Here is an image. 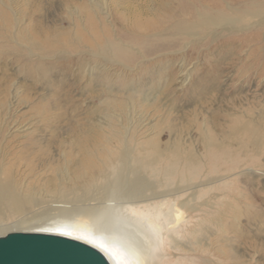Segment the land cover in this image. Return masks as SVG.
<instances>
[{
	"label": "bare ground",
	"instance_id": "6f19581e",
	"mask_svg": "<svg viewBox=\"0 0 264 264\" xmlns=\"http://www.w3.org/2000/svg\"><path fill=\"white\" fill-rule=\"evenodd\" d=\"M111 1L112 10L106 0H63L60 6L68 9L71 17L76 16L85 25L92 26L93 35L102 43L103 39L109 37L116 18L125 28L144 35L160 25L159 22L167 18L164 16L171 15L174 9V0ZM210 2L211 5H201L195 10L192 2H181L184 8L189 5V17L182 18L169 28L166 40L145 46L142 59L176 53V67L178 74H181L180 78L175 79V90L178 91L182 90L191 75L186 71L188 59L185 55L190 49L200 44L208 47V62L212 69L206 70V73L208 79L215 83L225 74L226 67L219 68L220 64L225 63L227 67L242 64L241 54H245L253 64L241 70L244 76L242 80L250 83L252 79H258L260 94H254L251 99L244 97L242 103L237 105L241 111L224 127H217L214 124L216 122L214 125L209 124L206 116L197 109L191 117L193 136L185 135L188 125L181 124L172 147L161 149L153 145L152 150L139 152L135 147L132 149L130 141L125 138V135L130 134L129 131L127 133L130 129L124 132L123 128H118L121 125L115 123L119 121L115 119L119 116L114 113V109H122L116 105L115 99H111L114 98L112 87L108 93L110 99L107 101L110 102L107 108L114 114L106 113L97 124L88 122L84 130L74 128L70 146L62 134L54 131L49 134L45 148H26L19 142L9 144V139L25 131L12 119L6 124V131H3L8 141L3 139L4 135L0 138V233L14 231L19 225L33 222L32 228L25 233L51 234L81 242L97 250L109 264H212L214 250L211 225L215 224L214 221L210 215L195 222L188 221L186 215L192 208H180L181 204L179 206L175 198L189 189L188 181L183 176L188 174L195 180L201 177L205 169L203 156L211 155L213 161L222 160V163L230 166L231 176L226 178L220 175L221 178H218L220 181L217 185L221 187L227 186L230 181H237L239 177H252L259 170L257 162H254V168L245 169V163L239 162L244 159L256 160L264 150V0ZM0 21L7 42H14L17 46L20 41H24L19 49L9 51L14 63L22 65V76L41 84L49 82L46 77L49 69L24 57L25 51L35 46L34 40H28L16 26L17 20L5 11L0 12ZM99 25L100 31H97ZM106 32L108 35L104 37ZM58 38L57 45L71 47V36L62 34ZM239 39L247 41L238 43ZM105 44L103 47L109 57L117 55L127 58L126 49L112 42ZM247 46L249 50L244 51L243 48ZM44 49L45 53H52L48 47ZM0 57L9 55L3 52ZM43 58L44 55L39 60ZM55 58H61V67L66 73L75 65L82 75H89V79L94 80L96 90L103 88L107 82L106 75H102L107 74L104 58L102 61H93L99 64V68L94 67V70L84 58L68 59L62 53L56 54ZM175 60L166 59L165 62L173 64ZM120 86L126 97L133 98L132 106L137 104L136 107L145 108L147 94L145 88L142 89V79L128 81ZM12 88L10 110L18 106L19 99L17 89ZM120 107L128 108L126 115L131 126L135 124L134 128H144L152 122L147 114L139 110L135 111L128 105ZM211 125L216 126V129ZM183 135L186 138L183 139ZM163 165L165 168L161 169ZM139 172L141 175L150 174L157 186L163 180L168 189L160 193L153 192L148 197L149 188L140 182ZM208 175L210 172L206 170L207 179ZM209 184L207 181L204 185L198 184L192 194H196L200 186L203 189L214 186ZM162 185L163 182L159 187ZM220 206L223 207V203ZM115 210L118 211L114 213ZM133 214L139 216L138 222L132 223L135 232L116 228L118 220L130 221L134 219ZM221 221L218 218L215 224L219 230L223 229ZM222 254L225 260L232 258L227 253Z\"/></svg>",
	"mask_w": 264,
	"mask_h": 264
},
{
	"label": "rangeland",
	"instance_id": "374dc122",
	"mask_svg": "<svg viewBox=\"0 0 264 264\" xmlns=\"http://www.w3.org/2000/svg\"><path fill=\"white\" fill-rule=\"evenodd\" d=\"M40 1L0 0V12L5 11L15 18L16 26L20 28L21 32L23 31L22 34L26 35L28 40L32 39L35 42L32 50H28V48L25 51L24 57L34 64L41 63L49 69L46 71L48 73L47 81L49 80L47 83L41 84L35 79L24 78L20 69L22 65L14 63L13 55L10 54V52L16 51L15 49H19L24 41H20L17 46L14 42H7L4 39L3 26L0 21V54L5 52L9 55L6 58L0 57V138L4 135L3 139L7 140V135L4 132L6 124L12 119L22 126L21 130H25L23 134L9 139V144L19 142L26 148L32 146H37V149L45 148L50 138L49 134L54 131L62 134L66 144L69 145L74 128L84 130L88 122L97 124V121L102 120L106 113L112 112L119 116L115 118L117 121L119 120L115 123L121 125L118 128H123L124 132L126 129H130L127 130V133L129 131L130 134L125 135V138L130 141L129 146L132 149L135 147L137 152L152 150L153 145L163 149L173 146L181 124L187 123L188 128L185 135L193 136L191 117L195 110L201 111L208 119L209 124L216 122L214 124L220 128L226 126L233 119L232 117L238 115L237 113L241 110L237 108V105L242 103L244 97L251 99L254 94H260L261 86L258 85V79H252L250 83L242 80L244 76H242L241 70L253 64V61L247 60L245 54H241L242 64L233 67H227L224 65L225 63L220 64L219 68L226 67L225 74H222L215 83L212 79H208L209 76L206 73V70L212 69V65L208 62V47L200 44L197 48L190 49L185 55L188 59L186 71H189L191 75L188 81L183 84L182 90L178 91L175 90L177 83L175 79L180 78L181 74H178L179 71L176 67L178 64V61L175 60L176 53H169L159 58L155 56L146 58V60L142 59L145 46L159 44L160 41L166 40L169 28L182 18L189 17V5H187L188 8H184L181 2H192V7L195 10L201 5L207 6L211 0H174V9L171 15L166 14L167 16L164 17L167 18L159 22L160 25H156V28L149 30L144 35L125 28L116 18V27L114 25L113 29L110 28L109 37H107L108 33H105L104 37L107 39H103V43H106V46L112 42L120 48L126 49L127 58L117 55L109 57L105 53L103 43L93 35L92 26L87 23L86 26L84 21L75 18L76 16L71 17L68 14V9L61 7L60 3L63 0ZM106 2L109 9L112 10V1L106 0ZM98 29H100V25L97 28V31H100ZM43 31L46 33L40 35L39 33ZM62 34L71 36V47L57 45L58 37ZM246 41L239 39L237 42ZM79 46H81L80 49ZM46 47L52 53H45L44 48ZM36 48L38 49L36 50ZM243 50L248 51L249 47L247 46ZM59 53L68 59L84 58L90 63L93 70L94 67L95 69L99 68V64L93 61H102L104 58L107 74L102 75H106L108 83L105 82L103 88L96 90L94 80L89 79V75H82L75 65L66 73L61 67V58L54 59V56ZM42 55L45 58L39 60ZM166 59H174L176 63L173 65L171 62H165ZM140 79H142V89L145 88L147 94L144 109L139 105L136 107V102H134L136 105L132 106L133 98L126 97L122 92V86H120L122 83L135 82ZM196 79L199 80L198 83L195 82ZM12 87L17 89L19 99L18 106L10 110ZM111 87L113 88L111 93L114 96L111 99H115L116 105L118 104V107L122 109H114V113L107 108V103L110 102L107 99H110L108 93L111 91ZM121 105H128L135 111L139 110L140 113L147 114L152 122L144 128H134L135 124L132 123L131 126V121L126 115L128 108L124 107L123 109L120 107ZM183 118L186 119L183 120ZM211 127L216 129V126L211 125ZM184 138L186 136L183 135ZM262 153L256 160L246 161L244 159L239 162V164L245 163L243 169L254 168V162L259 164V170H256L252 177H239L234 182L229 180L227 186L221 187L217 184L220 181L218 179L221 178L220 175H224L226 178L231 176L230 166L222 163V160L213 161L211 155L203 156L205 169L202 171L200 180H195L188 174L182 177L188 181L189 189L180 193L175 200L179 206L181 204L180 208H192L186 215L188 221L195 222L209 215L215 224L218 218L222 219V230L217 229L215 224L211 225L214 250V255L211 258L212 264H264V150ZM137 156L141 158L140 155ZM164 168L165 165L161 166V169ZM206 170L210 172L208 179L205 177ZM138 178L142 184L149 188L148 197L153 192L160 193L168 189L165 182L160 179V184L163 182V188L159 187L160 184L157 186L150 174L141 175L139 172ZM182 178L178 177V179ZM206 181L210 183L209 186H214L207 187V189L200 186L199 191L193 195L196 186L204 185ZM222 203L223 207L220 206ZM166 208L170 207L166 206ZM117 211L115 210L114 213ZM138 214H133L134 219H130V221L128 219H126L128 221L118 220V223L115 224L116 228L120 231L126 229L125 231L135 232L132 223L138 222ZM32 223L19 225L13 229L14 231L8 230L0 233V237L9 233H25L32 228ZM223 252L232 258L225 260Z\"/></svg>",
	"mask_w": 264,
	"mask_h": 264
},
{
	"label": "water",
	"instance_id": "95a60500",
	"mask_svg": "<svg viewBox=\"0 0 264 264\" xmlns=\"http://www.w3.org/2000/svg\"><path fill=\"white\" fill-rule=\"evenodd\" d=\"M0 264H109L94 248L65 237L9 233L0 237Z\"/></svg>",
	"mask_w": 264,
	"mask_h": 264
}]
</instances>
